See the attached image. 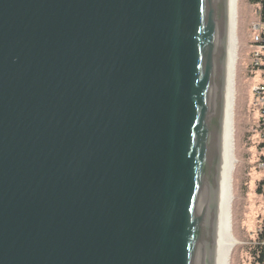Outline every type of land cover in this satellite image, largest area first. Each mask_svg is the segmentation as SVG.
<instances>
[{"label": "water", "instance_id": "1", "mask_svg": "<svg viewBox=\"0 0 264 264\" xmlns=\"http://www.w3.org/2000/svg\"><path fill=\"white\" fill-rule=\"evenodd\" d=\"M238 0H0V264H228Z\"/></svg>", "mask_w": 264, "mask_h": 264}, {"label": "rangeland", "instance_id": "2", "mask_svg": "<svg viewBox=\"0 0 264 264\" xmlns=\"http://www.w3.org/2000/svg\"><path fill=\"white\" fill-rule=\"evenodd\" d=\"M258 3L237 1L238 41L235 70L234 142L236 162L232 170V233L238 241L229 264H255L251 256L259 231L264 227V32Z\"/></svg>", "mask_w": 264, "mask_h": 264}, {"label": "trees", "instance_id": "3", "mask_svg": "<svg viewBox=\"0 0 264 264\" xmlns=\"http://www.w3.org/2000/svg\"><path fill=\"white\" fill-rule=\"evenodd\" d=\"M253 2L260 5L259 17L260 21L264 24V0H253ZM260 45L264 48V32L261 35ZM262 123L264 125V122ZM261 184L264 186V180L261 182ZM251 256L255 264H264V227L258 233L257 240L251 249Z\"/></svg>", "mask_w": 264, "mask_h": 264}, {"label": "bare ground", "instance_id": "4", "mask_svg": "<svg viewBox=\"0 0 264 264\" xmlns=\"http://www.w3.org/2000/svg\"><path fill=\"white\" fill-rule=\"evenodd\" d=\"M236 26H237V23H236ZM236 41H237V34H236ZM237 44H238V41H237ZM236 60H237V58H236ZM235 67H236V62H235ZM235 70H236V68H235ZM234 77H235V74H234ZM234 101H235V79H234ZM233 114H234V111H233ZM233 119H234V115H233ZM233 128H234V123H233ZM233 142H234V129H233ZM233 152H234V150H233ZM233 169H234V167H233ZM231 177H232V175H231ZM231 194L233 196V186L232 185H231ZM232 202H233V200H231V203H230V232H231V234L233 236V233H232V216H231V208H232L231 204H232ZM236 243H234L231 246V249H230V252H229V258H228V264H229V260H230L231 251L234 248V246L236 245Z\"/></svg>", "mask_w": 264, "mask_h": 264}, {"label": "built area", "instance_id": "5", "mask_svg": "<svg viewBox=\"0 0 264 264\" xmlns=\"http://www.w3.org/2000/svg\"><path fill=\"white\" fill-rule=\"evenodd\" d=\"M260 36H261V34H260ZM259 46H260V44H259ZM263 57V56H262ZM264 89V88H263ZM262 122H264V115L262 116V118L260 119V132L261 133H263L264 134V125H263V123Z\"/></svg>", "mask_w": 264, "mask_h": 264}]
</instances>
